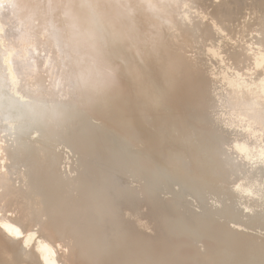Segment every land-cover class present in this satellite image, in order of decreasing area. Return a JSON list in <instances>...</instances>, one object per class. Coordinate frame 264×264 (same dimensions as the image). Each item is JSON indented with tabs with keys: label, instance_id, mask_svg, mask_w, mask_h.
<instances>
[{
	"label": "bare ground",
	"instance_id": "1",
	"mask_svg": "<svg viewBox=\"0 0 264 264\" xmlns=\"http://www.w3.org/2000/svg\"><path fill=\"white\" fill-rule=\"evenodd\" d=\"M17 1L75 74L47 83L19 63L17 88L0 46L2 197L50 229L41 259L7 214L0 264H264V0H168L167 24L149 0Z\"/></svg>",
	"mask_w": 264,
	"mask_h": 264
},
{
	"label": "rangeland",
	"instance_id": "2",
	"mask_svg": "<svg viewBox=\"0 0 264 264\" xmlns=\"http://www.w3.org/2000/svg\"><path fill=\"white\" fill-rule=\"evenodd\" d=\"M0 7H3V9H5L6 12L8 13V15L12 18V23H11V26L9 28L8 27H4V24L2 23V21L0 19V46H1V49H3V51H4V54H2L1 57L3 58L2 59L3 60L2 63L5 66V68L7 69L5 71H6L7 74H9V77L11 79L9 81H11L13 83L15 81H17V85L16 84H14V85L17 88H19L20 83H21L22 79L24 78L23 77L21 79L22 73L20 74V72H18V65H19V63L23 67L28 68L31 71L34 70L35 68H37L39 66V68H40L39 69L40 75L42 74L43 75V76L41 75L42 77L48 76L47 78L45 77L47 79V83L52 82L53 81V78H55L59 74H60V77H63V78H64V75H67V76L72 77V75L75 74V70L74 71L73 70L65 71V69L62 68V63L60 61L61 59H60V56H59L57 50L53 48V46L50 44V42L48 40H45V39H48V37H46V35L43 34L44 32L43 33H38L39 30H40V32H42L41 31L42 30L41 29L42 27H39V23L42 20H39L37 22V26H35L36 28L34 27L35 29L33 28L34 30L37 29L38 31L37 30L34 31L33 29L30 28V26H32V24L31 23H28V21L26 20L23 12L21 11L19 2L17 0H0ZM192 10H193L195 16H198L199 14H201L195 8H193ZM59 17H60V15L58 16V18ZM61 21L63 23H66L64 21V18H63V20L61 19ZM41 23H40V25H42ZM56 23H58V22H56ZM212 23L215 24L214 22H212ZM25 25H29V27L26 29ZM37 27H39V28H37ZM32 30H33V32H32ZM27 32L28 33H30V32L33 33V37L35 39H38L40 42H38V43L37 42L31 43V42H28L25 38H20L21 37V34L27 33ZM8 35L15 36L14 40H17V41L14 42L13 40L8 39L7 38ZM36 37H38V38H36ZM69 37H71V35ZM11 41H13V43ZM47 43H49L50 45L47 44ZM44 44H47V45H44ZM16 52H17V55H15ZM5 53H7V54H5ZM205 53H206V55H207V57H208V59L210 61V65H211V68L213 70V73L214 74L216 73L215 75L217 77H219V78L221 77L220 79L222 81H224L226 84H228L230 87H235L237 81L234 78H231V76L228 74V72L227 71L225 72L224 69H219L218 70L217 65H215V63L212 61L213 56H214V53H213V50H212V48L210 46H206L205 47ZM70 54L73 55L72 52ZM262 54L263 53H261L260 55H262ZM53 55H55V56H53ZM54 57H56L58 60L56 58H54ZM51 62H52V64L55 67V68H53L54 72H53L52 69L49 68V64ZM41 70H42V73H41ZM55 70H56L57 73L55 72ZM58 70H59L60 73L58 72ZM69 71H71L70 73H72V71H73L72 75L69 74ZM64 72H65V74H64ZM19 77H20L21 80H19ZM66 78H68V81H67ZM73 78L76 79L75 77H73ZM69 80H70V82H69ZM72 80H73L72 78L70 79L69 77H66L65 76L64 83L67 84V85H68V83H69V85L72 84V83H75L76 80H74V82H72ZM177 81H178V84H179V87H180V93H182L185 90V88H188L187 82L184 81V83H183V82H180V80H177ZM262 82L258 84L259 87L257 85V86L254 87V89L257 90V91H264V81H262ZM74 85L75 84L70 85V86L73 87ZM260 88H262V89H260ZM18 96H22V95L20 93H18ZM23 98H25V97L23 96ZM0 144H3V139L1 138V134H0ZM4 146H6V144ZM0 152H3V151H0ZM67 152L68 153H70V152L73 153L69 149H67L65 151L64 156L66 157L67 161L64 160V163L65 164L63 163V167L65 166V168H63V169L66 170V168H67V171H65V172L68 173L67 175L70 174V175L74 176L76 174V170L73 167L74 165L71 163V162L74 163V157H73L74 155L71 154V153L70 154H67ZM69 157L70 158L73 157V158L72 159H69ZM1 159H2L1 160V165H0V167L2 166L1 167V170H2V172H6L7 171V169H6L7 161H6V159L4 158L3 155L1 156ZM4 166H5V168H4ZM69 167L72 168V172H71V170H70ZM74 171H75V173H74ZM2 194H3V192H2V190L0 188V220L2 218H5L7 214H10V215H8L9 217H11L13 219H16V220H19L20 222L24 223L25 225H23V226H24V229L26 231L24 230V233L25 234L22 235V237L23 236L24 237H23V239H21L22 237L19 238V242L20 241H23L24 238H25V243L27 245H29V242H32V241H30V237H33L34 236V240L35 241H33L30 244V247H31L30 248V251L35 252V254L39 258L43 259V254H42L43 252L42 251H37V248L35 247L37 245L36 244L37 243L36 241H38L39 239H44L43 237L45 235L48 238V233L49 232H47V231L50 230V229H48L47 227H44V226H40V227L39 226H35L34 227V225L32 223L30 224V220L27 217V212L28 211H27V209H25L27 207V205H26V202H25V200L23 198H17V197H14L13 196V198L3 199ZM141 197H142V201H144V199L146 197L144 192L141 193ZM21 199H23V200H21ZM164 199L166 201H172V202H174V198H173L172 195H169L168 197H166ZM13 208H14V210H13ZM16 208L17 209L20 208L21 211L19 209L16 210ZM11 210H12V212H11ZM25 210H26V212H25ZM16 212L17 213L19 212V213L17 214ZM25 214H26V217H25ZM14 215H16V216H14ZM18 217H19V219H18ZM33 230H34V232H33ZM41 230H43V232H41ZM46 236H45V238H46ZM39 237H42V238H39ZM58 244L61 245V246H64V248H65L68 256L70 255L71 258H72V255H73L72 241H71L70 244H66V242H64L63 240H61V241H59ZM60 261H62V260H60ZM68 262H69L68 264L72 263V259L69 258L68 259ZM60 264H65V263L64 262H61Z\"/></svg>",
	"mask_w": 264,
	"mask_h": 264
},
{
	"label": "clouds",
	"instance_id": "3",
	"mask_svg": "<svg viewBox=\"0 0 264 264\" xmlns=\"http://www.w3.org/2000/svg\"><path fill=\"white\" fill-rule=\"evenodd\" d=\"M169 8L168 0H149L147 4V12L150 14L151 19L162 24L168 23L166 17L168 16Z\"/></svg>",
	"mask_w": 264,
	"mask_h": 264
},
{
	"label": "snow or ice",
	"instance_id": "4",
	"mask_svg": "<svg viewBox=\"0 0 264 264\" xmlns=\"http://www.w3.org/2000/svg\"><path fill=\"white\" fill-rule=\"evenodd\" d=\"M82 78H83V76L81 75L80 79H82Z\"/></svg>",
	"mask_w": 264,
	"mask_h": 264
}]
</instances>
